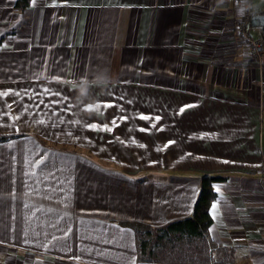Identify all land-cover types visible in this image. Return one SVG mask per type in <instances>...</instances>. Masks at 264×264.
Instances as JSON below:
<instances>
[{"label": "crops", "instance_id": "obj_1", "mask_svg": "<svg viewBox=\"0 0 264 264\" xmlns=\"http://www.w3.org/2000/svg\"><path fill=\"white\" fill-rule=\"evenodd\" d=\"M16 3L0 0V134L16 135L0 141V264H183L141 261L127 222L191 215L204 174L227 176L216 258L264 264V48L234 34L233 1Z\"/></svg>", "mask_w": 264, "mask_h": 264}, {"label": "trees", "instance_id": "obj_2", "mask_svg": "<svg viewBox=\"0 0 264 264\" xmlns=\"http://www.w3.org/2000/svg\"><path fill=\"white\" fill-rule=\"evenodd\" d=\"M30 0H17L20 10L29 6ZM251 24L249 25V29ZM264 30V28H263ZM15 134H0V141L15 137ZM222 174H204L201 187L191 215L152 226L141 221H129L137 235V254L143 260L165 261L183 264H224L216 258L220 249L208 238L207 230L212 223L209 213L211 201L216 196L214 184L226 179Z\"/></svg>", "mask_w": 264, "mask_h": 264}, {"label": "built area", "instance_id": "obj_3", "mask_svg": "<svg viewBox=\"0 0 264 264\" xmlns=\"http://www.w3.org/2000/svg\"><path fill=\"white\" fill-rule=\"evenodd\" d=\"M235 6V9L238 10L241 7H248V11L244 14L243 17H237L234 23V34L239 37L243 45L249 51V54L252 58L262 57V50L264 48V30L258 35L253 36L249 33V25L251 24L252 9L251 1L252 0H232ZM264 179V151L262 152V176Z\"/></svg>", "mask_w": 264, "mask_h": 264}, {"label": "clouds", "instance_id": "obj_4", "mask_svg": "<svg viewBox=\"0 0 264 264\" xmlns=\"http://www.w3.org/2000/svg\"><path fill=\"white\" fill-rule=\"evenodd\" d=\"M248 11V7L245 6V7H241L237 10V16L238 17H243L244 14ZM244 55H247V53H245ZM97 83H101V84H104V83H107L108 82V77L106 74L104 75H101V76H98L97 77ZM89 95V91H88V82L85 81L79 88V96L81 98H87V96Z\"/></svg>", "mask_w": 264, "mask_h": 264}, {"label": "rangeland", "instance_id": "obj_5", "mask_svg": "<svg viewBox=\"0 0 264 264\" xmlns=\"http://www.w3.org/2000/svg\"><path fill=\"white\" fill-rule=\"evenodd\" d=\"M251 8H253L256 12H264V0H252L251 1ZM260 27L251 26V31L253 32V35H257L259 32Z\"/></svg>", "mask_w": 264, "mask_h": 264}, {"label": "water", "instance_id": "obj_6", "mask_svg": "<svg viewBox=\"0 0 264 264\" xmlns=\"http://www.w3.org/2000/svg\"><path fill=\"white\" fill-rule=\"evenodd\" d=\"M250 23L251 26L264 27V13H253Z\"/></svg>", "mask_w": 264, "mask_h": 264}, {"label": "snow or ice", "instance_id": "obj_7", "mask_svg": "<svg viewBox=\"0 0 264 264\" xmlns=\"http://www.w3.org/2000/svg\"><path fill=\"white\" fill-rule=\"evenodd\" d=\"M2 95H8V93H3ZM113 124H115V121H113ZM90 127L93 129V130H101V129H99L98 128V126L97 125H90ZM102 130H104V131H110L111 129H109L108 127H107V125H105V127L102 129ZM214 208H215V206H213Z\"/></svg>", "mask_w": 264, "mask_h": 264}]
</instances>
